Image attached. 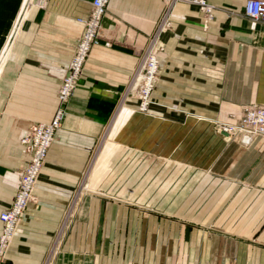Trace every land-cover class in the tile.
<instances>
[{
	"label": "crops",
	"instance_id": "crops-1",
	"mask_svg": "<svg viewBox=\"0 0 264 264\" xmlns=\"http://www.w3.org/2000/svg\"><path fill=\"white\" fill-rule=\"evenodd\" d=\"M24 1L0 0V212L30 158L21 139L53 117L91 9ZM210 1L212 18L191 0L109 1L1 264H264V136L244 145L217 127L264 104V22L246 15V0ZM151 41L155 100L127 119L122 98ZM110 124L121 140H155L139 150L169 157L161 170L172 179H83Z\"/></svg>",
	"mask_w": 264,
	"mask_h": 264
},
{
	"label": "built area",
	"instance_id": "built-area-1",
	"mask_svg": "<svg viewBox=\"0 0 264 264\" xmlns=\"http://www.w3.org/2000/svg\"><path fill=\"white\" fill-rule=\"evenodd\" d=\"M49 0H25L24 9L32 6L45 8ZM110 0H91V9L84 19V32L78 41L69 64L67 74L59 86L58 107L48 122L33 124L27 134L21 139L30 152V160L22 172L18 190L9 207L0 212L2 230L0 233V252L4 250L14 235L19 219L24 214L28 204L33 199V190L37 177L43 166L48 149L54 140L56 131L66 114V103L72 96L87 56L96 43L102 28V19L107 11ZM204 12L207 18H212L215 4L210 0H191ZM246 15L254 20L264 22V0H246ZM165 18V17H164ZM166 22V21H165ZM158 54L155 42L149 43L140 64L134 74L135 84L143 92L144 102L154 86L158 71ZM222 130L243 143H250L254 138L264 135V105L249 103L238 108L233 121L225 124Z\"/></svg>",
	"mask_w": 264,
	"mask_h": 264
},
{
	"label": "rangeland",
	"instance_id": "rangeland-1",
	"mask_svg": "<svg viewBox=\"0 0 264 264\" xmlns=\"http://www.w3.org/2000/svg\"><path fill=\"white\" fill-rule=\"evenodd\" d=\"M32 7H34V6H32ZM156 80H157V75H156V78L154 80V86H153L152 90L149 92L148 96L146 97L147 103L144 106H142V103L145 101L144 96H143L144 94L141 91L138 84L136 85L135 88H132L131 90H129L125 93V95L122 98V101L125 102L124 105L127 104V119H129L128 116H129L130 112L134 113V111H138V112H143V113H149V111L151 110V105L155 100L154 99V89H155ZM58 94H59V92L57 93V98H58ZM58 103H59V100H58ZM67 103H66V105H67ZM244 105H246V104H244ZM237 111L231 112L225 120H223L221 123H219V125L217 126L218 129L222 130V127L225 124L233 121L234 117L237 114ZM63 119H62V121H63ZM62 121H61V123H62ZM38 123H41V122H38ZM34 124H36V123H34ZM121 124H120V126H121ZM60 126H61V124H60ZM60 126L58 127L57 131L59 130ZM117 129L115 131H113L112 124L108 125V127L106 128V131H105V133H104L103 137L101 138L100 143L98 145L99 148L96 151L93 158L91 159V162L87 168V171L85 172V176L83 179H89V180L90 179H107V180L115 181L117 185L118 184L123 185L124 183H127V185H129L130 183H136L137 184V183H141L142 181L148 182L150 184L153 181H157L159 179L160 180L161 179H172V176H173L172 172H168L166 169H165L166 170L165 172L161 170L162 169L161 163L163 162L164 164H166V160H168V161L170 160L169 157H165L164 161H162L161 157L159 158L160 160H157L154 155L141 154V152L139 150L142 147V148H147L149 152L152 149L154 151V149L156 148L155 140H147V141L146 140L140 141V140H134V139L133 140H130V139L121 140V139L116 137ZM57 131H56V133H57ZM261 136H264V135H260L257 137H261ZM55 137H56V134H55ZM55 137H54V140H55ZM256 138H254L253 141ZM234 139H237V138H234ZM54 140L52 141L51 145L53 144ZM238 141H240V140L238 139ZM252 142H250L248 144L243 143V142H241V143H243L244 145H250ZM51 145H50V147H51ZM50 147H49V149H50ZM108 148H109V152L107 150ZM49 149H48V152H49ZM48 152H47V155H48ZM107 152H108V154H106ZM47 155L45 157L43 166H42L41 171L37 177V180H38V178L42 172V169H43V167L47 161ZM29 160H30V158H29ZM29 160H28V162H29ZM100 160L101 161L106 160L105 161V167L100 171L99 174L94 175L93 174L94 166H95V164H97L96 162H99ZM27 163H26V165H27ZM26 165L24 166V168L20 172L19 181H20L22 172L24 171ZM165 168H166V166H165ZM177 174H179V172H176V175ZM183 174H187V173L180 171V176H182ZM119 190H123V189L117 188V192ZM126 190H127V188H126ZM184 206H186V205L181 204V208H183ZM25 212H26V210H25ZM25 212H24V214H25ZM24 214L19 219L18 224L22 220ZM18 224H17V227H18ZM15 233H16V230H15ZM15 233H14V235H15ZM13 236L11 237L7 247L0 252V264L2 262V258L6 255V253L8 251V246L11 245V242L13 240Z\"/></svg>",
	"mask_w": 264,
	"mask_h": 264
}]
</instances>
